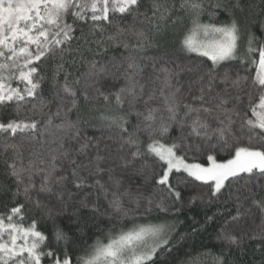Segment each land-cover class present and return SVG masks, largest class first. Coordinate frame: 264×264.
<instances>
[{
	"label": "snow or ice",
	"instance_id": "obj_1",
	"mask_svg": "<svg viewBox=\"0 0 264 264\" xmlns=\"http://www.w3.org/2000/svg\"><path fill=\"white\" fill-rule=\"evenodd\" d=\"M250 8L246 0L207 6L206 0H0V105L15 103L19 110L30 104L33 113L0 122V164L15 184L14 191L0 190L13 198L22 194L51 225L47 232L36 220L25 225L24 204L0 215V264H149L158 250L172 251L174 226L134 224L82 248L74 259L72 246L84 239L83 230L78 213L65 209L88 208L94 217L111 211L116 219L146 216L154 208L179 211L181 184L206 187L207 203L224 205L201 226L219 218L216 239L223 247L213 264L243 252L246 241L264 250V20L257 36ZM206 12L209 22L203 23ZM221 13L227 19L214 22ZM185 18L190 26L181 49L206 59L174 68L154 60L153 71L145 73L141 58L129 54L159 47L169 25ZM113 46L124 49L118 62L96 59ZM113 70L124 86L102 91L96 85ZM46 81L52 100L43 97ZM100 100L118 114L101 112L109 133L89 137L68 114ZM45 108L47 119L36 118ZM53 117L61 123L53 125ZM53 126L62 134L44 139ZM25 140L42 146L29 152L27 163ZM221 153L228 158L219 159Z\"/></svg>",
	"mask_w": 264,
	"mask_h": 264
},
{
	"label": "trees",
	"instance_id": "obj_2",
	"mask_svg": "<svg viewBox=\"0 0 264 264\" xmlns=\"http://www.w3.org/2000/svg\"><path fill=\"white\" fill-rule=\"evenodd\" d=\"M149 0H145L147 4ZM214 2V0H206L207 3ZM247 4L251 5L248 9V14L252 20L251 29L257 36L260 33L257 31V25L261 20H264V0H246ZM227 19V13H221L213 17L214 22H222ZM201 21L203 23L209 22V13L206 12L201 16ZM115 22V21H114ZM130 18L125 20L124 23H129ZM190 26V21L185 18L183 23L176 25H169L167 29L166 38L161 42L159 47H149L145 48L138 53H130L129 55H136L140 57V62L146 65L145 73H151L153 70L151 68L152 62L155 60L158 63L164 62L169 67H175L176 65H190L196 60H205L206 58L197 57L195 54H189L181 49L180 39L182 38V33H184L186 27ZM111 31V29H109ZM131 39V38H129ZM135 42L134 40L132 41ZM124 53L123 48L109 47L106 52H103L96 59L102 63H108L109 61H117L116 58L120 57ZM86 59H91L93 53H85ZM175 61V64L172 62ZM86 65L79 66V72H85ZM77 75L79 73H76ZM182 81L186 79V75H182ZM13 86H16V82H11ZM112 85H118L119 87L124 86V77L120 72H115L105 75L99 83L96 85L100 87L102 91H108L111 88L112 91H116V88H112ZM81 84L80 87H82ZM43 97L46 100H52L53 91L51 84L45 82L42 85ZM91 93V90H90ZM83 105V101H81ZM57 104L53 102L50 105L52 113H55ZM110 111V114L117 115L113 105H105L103 100L96 103L95 107L90 110H85L84 107L81 108L79 113L75 111L68 114V118L77 123L81 131L89 137H101L106 136L109 133L103 122L99 119V114L101 112ZM49 112L48 108L43 110V116L39 113L36 114V118L47 119V114ZM31 105H25L18 110V106L15 103H10L6 105H0V122L7 123L13 119H23L28 116H32ZM131 121L134 124L136 122V117H131ZM61 123L60 118L53 117V125ZM62 133L57 130L54 126L45 133L44 139L51 140ZM42 146L38 141H23V153L24 160L27 163L29 152L35 149H40ZM47 150V146H43ZM55 147V145H52ZM10 155V154H9ZM227 154L221 153L219 159L226 160ZM2 159V158H0ZM200 162H204L201 160ZM175 183V180L173 181ZM194 184H199V182H193ZM0 185L10 188L12 191L15 190V184L12 179L5 175L4 167L0 164ZM180 190L182 193L183 202L178 203L176 208L179 211H169L161 212L158 209H153L152 212L148 213L146 216L138 214L136 217L127 218H111V211L107 215L100 216L92 215L90 209L88 208H74L72 204L65 209L66 213H71L76 211L81 220L82 235L84 237L79 243L72 246L73 258H76L77 253L82 254L81 249L90 246L95 243V241L100 240L106 242L105 238L118 234L121 231H127L131 229L134 224L139 223H152V224H162L166 226H174V230L170 233V241L172 251L167 252L163 249L158 250L154 260L149 262V264H213V259L218 255L223 245L216 239L217 233L219 231L220 221L215 224H209L205 227L206 215H212L217 209H224V205L221 202H215L209 205L207 203L206 187H185L183 184L180 185ZM85 193H80L77 199L83 198ZM264 195V194H262ZM203 196V200L200 197ZM196 197L195 202L190 203L189 201ZM171 203V201H169ZM18 204H24V220L25 225L30 224L33 220L37 221V227L42 231H49L51 225L43 215L38 214L33 208L30 202L24 199L21 194L19 197L13 198L11 191L0 190V215H7L10 209ZM101 212H104L107 207L106 202H101ZM234 212L235 209H232ZM61 226L67 225V217H61ZM198 231L193 232V229ZM257 241H246L244 244V251L237 252L233 251L231 255H226L225 264H264V250H256Z\"/></svg>",
	"mask_w": 264,
	"mask_h": 264
}]
</instances>
